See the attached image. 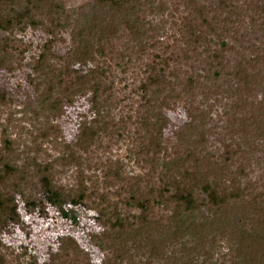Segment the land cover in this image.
<instances>
[{
    "label": "rangeland",
    "instance_id": "rangeland-1",
    "mask_svg": "<svg viewBox=\"0 0 264 264\" xmlns=\"http://www.w3.org/2000/svg\"><path fill=\"white\" fill-rule=\"evenodd\" d=\"M0 25V264H264V0H0Z\"/></svg>",
    "mask_w": 264,
    "mask_h": 264
},
{
    "label": "trees",
    "instance_id": "trees-1",
    "mask_svg": "<svg viewBox=\"0 0 264 264\" xmlns=\"http://www.w3.org/2000/svg\"><path fill=\"white\" fill-rule=\"evenodd\" d=\"M1 26V25H0ZM57 104L60 103V101L56 100ZM59 106V105H58ZM57 107V106H56ZM92 125V124H91ZM88 126V129L84 130L81 134V145L84 146L85 145V142H88V140H86V137H90V139L92 138L90 135H89V132L92 131L93 127L92 126ZM9 173L11 172V170L8 171ZM42 182H43V186L45 187V189L47 190V195L50 197V198H53V199H56V200H60L62 202H69V198L67 196H64L62 193L56 191L53 187V184H52V181L49 177H43L42 179ZM186 185L188 184H185L183 187L180 186V188H178L177 190V193L174 197V200L176 202V207H175V216L174 217H177V215L180 214V211H193V210H196V199L194 197V193L192 190L188 189L186 187ZM207 193H208V197L209 199L213 200L215 203H217V199L219 198V195L217 193V191H215L212 187H208L206 188L205 190ZM11 206H9V216L10 218L13 220V219H18L19 215H18V204H17V201L15 199V197L11 196V197H8L7 199ZM140 206L141 207H145V203L144 201H140L139 202ZM184 209V210H183ZM15 217V218H14ZM17 219L15 221H17ZM128 251L126 250V244L122 247H120V249L118 250V258L121 260V261H129L131 260L132 256L128 253Z\"/></svg>",
    "mask_w": 264,
    "mask_h": 264
}]
</instances>
